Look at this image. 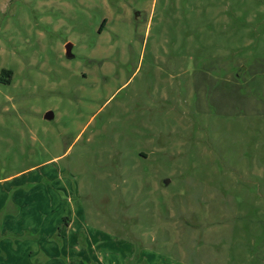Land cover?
<instances>
[{"label": "rangeland", "instance_id": "rangeland-1", "mask_svg": "<svg viewBox=\"0 0 264 264\" xmlns=\"http://www.w3.org/2000/svg\"><path fill=\"white\" fill-rule=\"evenodd\" d=\"M0 193L91 252L264 264V0H0Z\"/></svg>", "mask_w": 264, "mask_h": 264}, {"label": "crops", "instance_id": "crops-1", "mask_svg": "<svg viewBox=\"0 0 264 264\" xmlns=\"http://www.w3.org/2000/svg\"><path fill=\"white\" fill-rule=\"evenodd\" d=\"M0 212L8 202L1 198ZM10 206H16L12 203ZM30 211V210H29ZM45 211L48 212L46 209ZM34 215L37 211L31 210ZM54 213V212H53ZM39 213L32 223L18 227L21 223L12 219H0V264H166L161 255L142 252L138 255L91 252L83 245L85 241L74 233V222L69 217L54 221ZM20 222V223H19ZM17 225L20 231L15 230ZM16 227V228H17ZM89 238L86 239V242ZM91 241L93 240L90 239ZM169 264V263H167ZM179 264V263H177Z\"/></svg>", "mask_w": 264, "mask_h": 264}, {"label": "water", "instance_id": "water-1", "mask_svg": "<svg viewBox=\"0 0 264 264\" xmlns=\"http://www.w3.org/2000/svg\"><path fill=\"white\" fill-rule=\"evenodd\" d=\"M72 48H73L72 44H68V45L66 46V56H67L68 58H70V59L73 58ZM45 118H46L47 120H52V119L54 118V115H53V113L49 112V113H47V115L45 116ZM168 182H169V181H166L165 184H168Z\"/></svg>", "mask_w": 264, "mask_h": 264}, {"label": "trees", "instance_id": "trees-1", "mask_svg": "<svg viewBox=\"0 0 264 264\" xmlns=\"http://www.w3.org/2000/svg\"><path fill=\"white\" fill-rule=\"evenodd\" d=\"M105 23H106V22H105ZM105 23H104V25H105ZM4 74L7 75V76H10V75H11V73H8V72H4ZM1 81H2V82H6V83H10V82H11V77H10V79H8V80H4V79L2 78Z\"/></svg>", "mask_w": 264, "mask_h": 264}]
</instances>
